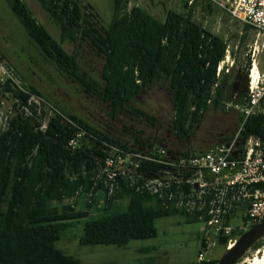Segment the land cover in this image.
<instances>
[{"label":"trees","instance_id":"obj_1","mask_svg":"<svg viewBox=\"0 0 264 264\" xmlns=\"http://www.w3.org/2000/svg\"><path fill=\"white\" fill-rule=\"evenodd\" d=\"M5 1L43 57L85 93L109 106L111 118L124 112L153 123L154 118L139 109L135 100L152 86L167 82L174 107L171 127L182 142L191 139L211 110L226 111L234 97L228 75L224 70L217 75L228 43L194 21L195 0H185L186 12L168 11L165 21L140 7L128 10L130 0H113V19L105 26L85 0H36L57 27L61 42L37 21L24 0ZM205 1L204 10L215 6ZM251 29L245 25V31ZM65 42L88 45L102 59L101 82L84 71L77 54L65 50ZM250 67L249 62L236 103L246 95ZM2 87L20 108L8 117L0 133V264H84L57 246L77 223L83 222L81 246L125 247L134 240L156 238L160 218L181 214L191 222L209 220L177 207L182 194H194L190 184L174 181L157 193L143 187L148 177H160L172 169L163 163L168 158L160 154V148L141 153L57 109L45 122L32 100L35 95L41 98L36 88L23 86L21 90L11 81ZM242 124L241 140L254 136L264 141V115L246 121L241 115ZM73 140L76 147L70 146ZM201 154L189 151L180 156ZM119 157L137 165L135 183L120 171L109 178L108 173L117 168H108L107 163L114 159L117 165ZM213 198H205L204 212ZM240 205L234 204L231 216L226 217L228 224L241 209L244 214L245 206ZM243 233L236 232L234 237ZM228 240L220 237L218 243L227 246ZM263 245L260 241L253 250ZM218 261L208 258L196 264Z\"/></svg>","mask_w":264,"mask_h":264},{"label":"rangeland","instance_id":"obj_2","mask_svg":"<svg viewBox=\"0 0 264 264\" xmlns=\"http://www.w3.org/2000/svg\"><path fill=\"white\" fill-rule=\"evenodd\" d=\"M24 1L37 21L49 30L55 40L61 42L57 27L37 1ZM85 1L93 6L104 26L110 24L113 19V0ZM184 4L185 0H130L128 10L140 7L160 21H165L168 11L186 12ZM205 4V0H195L192 5L195 6L193 19L228 43L230 67L229 71L224 73L234 85V97L231 98L226 111L211 110L203 122L193 130L190 140L179 141L172 130L174 107L167 82L152 86L147 93L135 100L139 109L154 118L153 123L124 112L117 118H111L109 106L85 93L77 83L67 79L55 65L43 57L5 0H0V56L13 71L21 87L32 86L42 94L41 98L35 95L34 102L38 106V114L45 122H48L57 109L67 116L78 117L110 135L120 144L144 154L155 148L167 150L171 157H179L189 151L206 153L218 144L229 142L239 132L241 114L231 105L237 104L234 100L235 94L245 82L248 63L252 61L255 44L259 38L255 30L245 31V25L215 6H212L211 10H204ZM259 43V62L263 69V38ZM63 47L68 53L77 54L84 71L101 82L102 59L93 53L88 45L77 47L65 42ZM19 108L20 103L0 85V133L6 128L8 117L18 113ZM121 167L124 171L130 169L129 161L122 163ZM93 213L97 214V208H94ZM237 215H240V212ZM241 223L243 218L236 216L230 225L238 226ZM82 224L83 222L77 223L73 229L65 232L57 246L84 264H196L201 249V235L206 229L203 222H191L187 216L176 214L156 221V238L134 240L125 247L81 246ZM261 241L264 242V239ZM218 242L217 246L206 254L207 259H220L227 250V246L219 245ZM263 248L264 245L261 250ZM259 251H249L239 264H250L251 260L259 255Z\"/></svg>","mask_w":264,"mask_h":264},{"label":"built area","instance_id":"obj_3","mask_svg":"<svg viewBox=\"0 0 264 264\" xmlns=\"http://www.w3.org/2000/svg\"><path fill=\"white\" fill-rule=\"evenodd\" d=\"M207 1L257 32L259 39L252 56L246 95L241 103L231 107L240 112L244 121L255 115H264V68L261 69L259 62L261 48L259 42L261 38L264 40V0ZM262 51L264 53V44ZM229 59L228 49L226 59L218 68V77L223 70L229 71ZM8 81L23 89L16 81L13 71L0 58V85ZM32 100L34 101V97ZM243 126L244 124L240 126L238 134L229 142L218 144L199 156L171 157L170 152L160 149V154L168 158L163 163L172 169L165 170L162 177H148L143 186L148 190H154L155 193L162 187H169L174 181L179 184L185 182L193 187L194 194L189 196L182 194L177 207L184 208L190 214L201 213L199 217L202 220L204 215L209 217L208 221L203 222L206 229L202 235L204 245L201 243L198 262L207 259L206 254L217 246L220 237L229 238L227 244L229 249L238 239L234 237L236 232H246L252 226L264 222V187H261L264 184V141L254 136L241 140ZM76 145L75 140L71 141V147ZM115 151L118 152L117 149ZM177 159H180L179 163L176 162ZM126 161H129L130 169L124 171L121 166ZM107 166L117 168L116 171L108 173L110 179H114L120 171L123 176L132 178L135 183L137 165L129 159L119 157L117 165L114 159H110ZM112 193L113 189L110 194ZM207 196L214 198L209 203L208 211L204 212ZM235 203L245 206L243 223L238 226H232L226 220L228 215L231 216Z\"/></svg>","mask_w":264,"mask_h":264},{"label":"water","instance_id":"obj_4","mask_svg":"<svg viewBox=\"0 0 264 264\" xmlns=\"http://www.w3.org/2000/svg\"><path fill=\"white\" fill-rule=\"evenodd\" d=\"M264 239V222L256 224L244 232L232 248L225 251L217 264H239L246 254Z\"/></svg>","mask_w":264,"mask_h":264},{"label":"bare ground","instance_id":"obj_5","mask_svg":"<svg viewBox=\"0 0 264 264\" xmlns=\"http://www.w3.org/2000/svg\"><path fill=\"white\" fill-rule=\"evenodd\" d=\"M232 245L230 248H232ZM250 264H264V248L259 251V255L255 256L254 259L251 260Z\"/></svg>","mask_w":264,"mask_h":264},{"label":"crops","instance_id":"obj_6","mask_svg":"<svg viewBox=\"0 0 264 264\" xmlns=\"http://www.w3.org/2000/svg\"><path fill=\"white\" fill-rule=\"evenodd\" d=\"M241 210H242V209H241ZM241 210L239 211V212H240V215H236V216H241V217L243 218V215H242V214H243V211H241ZM239 212H238V213H239ZM236 216H234V217H236ZM201 236H202V235H201Z\"/></svg>","mask_w":264,"mask_h":264}]
</instances>
